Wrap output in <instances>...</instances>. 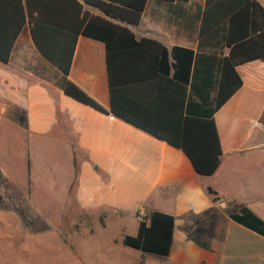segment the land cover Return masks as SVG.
Here are the masks:
<instances>
[{"label":"crops","instance_id":"crops-1","mask_svg":"<svg viewBox=\"0 0 264 264\" xmlns=\"http://www.w3.org/2000/svg\"><path fill=\"white\" fill-rule=\"evenodd\" d=\"M256 1L264 8V0ZM204 2L146 0L137 24L109 20L126 26L135 39H154L166 49L177 45L224 55L223 30L198 44ZM152 66L130 54L126 65L117 69L116 83L147 89L156 73ZM234 69L241 84L213 114L219 162L212 174L200 175L180 149L109 112L100 40L77 35L66 78L105 112L63 93L62 73L36 50L24 24L7 61L0 62V134L1 125L12 122L10 135L18 151H44L46 142L53 141L73 165L71 197L76 209L111 214L120 240L127 217L138 222L136 213L153 210L172 215L170 248L160 264H264V236L228 216L243 205L264 221V57ZM229 155H237L236 165L224 164ZM23 162L28 161L16 163L11 173L8 161L0 164V190L17 191L23 181L29 182ZM206 187L216 193V200Z\"/></svg>","mask_w":264,"mask_h":264},{"label":"trees","instance_id":"trees-1","mask_svg":"<svg viewBox=\"0 0 264 264\" xmlns=\"http://www.w3.org/2000/svg\"><path fill=\"white\" fill-rule=\"evenodd\" d=\"M145 1L82 0L100 16L77 0H0V62L7 61L19 30L27 24L36 50L62 73L63 93L105 112L66 78L77 35L100 40L105 48L109 112L180 149L196 173L210 175L221 154L213 114L241 84L234 67L264 57V8L256 0H205L197 40L201 45L223 30L222 46L227 51L216 56L177 45L166 49L154 39H135L126 26L109 20L137 24ZM130 54L153 65L156 73L147 89L116 83L117 69L126 65ZM206 192L217 199L210 187ZM136 216L135 234L122 235L121 243L166 256L173 216L156 210ZM228 216L264 236V221L247 207L240 205Z\"/></svg>","mask_w":264,"mask_h":264},{"label":"rangeland","instance_id":"rangeland-1","mask_svg":"<svg viewBox=\"0 0 264 264\" xmlns=\"http://www.w3.org/2000/svg\"><path fill=\"white\" fill-rule=\"evenodd\" d=\"M11 125H1L0 164L8 161L11 173V167L27 159L23 169L29 182L23 181L18 192L0 190V264H160L166 259L124 246L111 214L77 210L68 156L53 141L46 142L44 151H18ZM236 158L226 156L224 164L236 165ZM124 222V232L133 234L137 221L127 217Z\"/></svg>","mask_w":264,"mask_h":264}]
</instances>
